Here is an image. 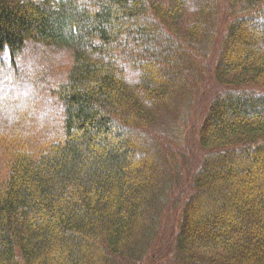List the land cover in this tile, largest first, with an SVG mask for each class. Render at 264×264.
I'll return each instance as SVG.
<instances>
[{
	"label": "trees",
	"instance_id": "16d2710c",
	"mask_svg": "<svg viewBox=\"0 0 264 264\" xmlns=\"http://www.w3.org/2000/svg\"><path fill=\"white\" fill-rule=\"evenodd\" d=\"M28 41L71 65L57 127L17 129L19 110L4 122L0 264H143L171 205L160 264H264V178L242 199L234 176L264 169V0H0V53L13 64ZM211 47L194 156L192 79Z\"/></svg>",
	"mask_w": 264,
	"mask_h": 264
},
{
	"label": "rangeland",
	"instance_id": "374dc122",
	"mask_svg": "<svg viewBox=\"0 0 264 264\" xmlns=\"http://www.w3.org/2000/svg\"><path fill=\"white\" fill-rule=\"evenodd\" d=\"M216 52L217 49L215 50L214 47H211V55L209 54L208 58L200 65L198 75H193L192 81H196L198 87L195 91L199 92L202 89L201 99H203V101L198 111H196L195 108L189 111L188 126L185 129V133H188L186 135V144L190 150H192V145H197L196 140L195 143H191L192 138L195 137L193 131L195 129L197 133L200 118L202 117L206 108L205 106L208 103L207 100L211 96L213 87L212 83H214V81L211 73L208 71L209 66H211V59ZM0 57L1 60L6 63V53H0ZM13 58V64L10 62L9 56L7 59L8 80L0 81V99L4 102L3 106L7 107L5 114L2 115L3 125H0V134L6 127L4 122H7V125H9L11 114L12 112H16L15 110L20 111L21 122L24 124L17 129L30 130L31 128L48 125V119L51 120V129L55 126L57 127L61 118H57V110L59 107L57 106L55 99L58 94L57 88L59 84L65 80L71 65L70 51L52 50L49 46L35 43L31 44V42L28 41L23 51L15 55ZM25 81H30V87ZM204 85L205 87H203ZM22 101L24 109L20 110ZM8 130H5V132ZM190 150L189 152L191 154L194 153L195 156L197 146H195L194 151ZM250 166L251 165L247 168L248 170L234 175L240 180V186L245 184L246 181L248 183L251 178L250 175L264 178L263 167L261 168L260 166L258 168ZM221 174L226 176L227 172L223 170ZM239 190L241 191V198L243 199L245 196L242 192L244 190L243 186L240 187ZM251 191L253 197L262 192L261 188H257L256 186H252ZM248 197H250V195ZM198 198L200 200L202 199L201 196ZM184 201L185 199H183L182 196V203L180 206H182ZM180 206L179 204H176L175 208L181 209ZM172 207V205L167 207V212L170 211V215L168 213L161 219L163 221L160 235L154 242V248L150 251L147 261L143 262V264H152V260H155L154 263L157 262L160 264L170 259L169 254L174 248L173 235L176 231V224L179 216L178 209H176V211H171V209H173ZM155 250L163 251V253L156 259L154 257Z\"/></svg>",
	"mask_w": 264,
	"mask_h": 264
},
{
	"label": "bare ground",
	"instance_id": "6f19581e",
	"mask_svg": "<svg viewBox=\"0 0 264 264\" xmlns=\"http://www.w3.org/2000/svg\"><path fill=\"white\" fill-rule=\"evenodd\" d=\"M0 73H1V71H0Z\"/></svg>",
	"mask_w": 264,
	"mask_h": 264
}]
</instances>
